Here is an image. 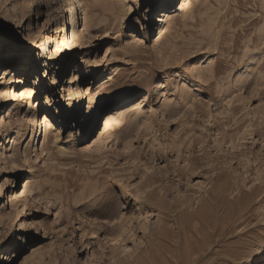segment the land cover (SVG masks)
Masks as SVG:
<instances>
[{
    "label": "rangeland",
    "instance_id": "obj_1",
    "mask_svg": "<svg viewBox=\"0 0 264 264\" xmlns=\"http://www.w3.org/2000/svg\"><path fill=\"white\" fill-rule=\"evenodd\" d=\"M115 1L0 0V264H264V0Z\"/></svg>",
    "mask_w": 264,
    "mask_h": 264
},
{
    "label": "bare ground",
    "instance_id": "obj_2",
    "mask_svg": "<svg viewBox=\"0 0 264 264\" xmlns=\"http://www.w3.org/2000/svg\"><path fill=\"white\" fill-rule=\"evenodd\" d=\"M86 1V0H85ZM84 0H76V2L79 3V8L81 9V15L79 17V13H77V9L76 7L74 6L73 2H71V0H64L65 4H69L70 7L68 6V10H70V17H71V26H72V32H71V35H70V43L72 44V42H74L76 40V36H77V31H78V28H79V19H85L84 20V30L85 29H89V27L91 28V26H93L92 23H102V22H105L103 24V26H100L102 27L101 29H104L107 33V31H109L108 29L111 28V29H114L115 26L112 25L113 21L116 20V16H115V6H114V3H113V0H110V3L108 5H103V6H100L99 2H97V0H92L90 3L91 4H87L85 3ZM100 1V0H99ZM117 1V0H116ZM115 1V2H116ZM123 1V0H122ZM169 3H168V7L162 11H160V17L158 18V21H160V25H159V31H164L166 29V24H167V21L171 20V18L173 17L172 13L174 12V10L172 9L173 7H171L170 5L172 4V2H175V0H168ZM149 14L151 15L152 12H149ZM123 18V17H122ZM134 34H136V32H134ZM135 37L137 36H133L132 37V40L135 39ZM76 42V41H75ZM74 42V43H75ZM263 46H264V43H262ZM260 42L257 43V45L255 46V48H260ZM262 46V47H263ZM261 47V48H262ZM264 50V49H263ZM254 55V54H253ZM252 55V56H253ZM251 56V55H250ZM262 59V58H261ZM262 61V60H261ZM257 62V61H256ZM0 63H1V59H0ZM8 63V62H7ZM25 63V61L23 60H13L11 61L9 64H7V69H6V72L7 71H16V70H19L21 69ZM31 64L33 63L31 60H29L28 64ZM77 64V63H76ZM76 64H74V66H76ZM256 64V63H255ZM66 65H62L61 67L62 68H65ZM211 67V66H210ZM213 67V66H212ZM30 69V67H27L26 71L28 72V70ZM216 70V69H215ZM78 71V68H75V73L73 74L74 76L72 77L71 81L69 83H71L74 78H75V74L77 73ZM213 72H214V68H213ZM252 72H253V68H252ZM251 72V73H252ZM92 74L95 75V72L92 71ZM250 74V73H249ZM240 77V76H239ZM244 77V76H243ZM247 79H246V78ZM245 81L247 80V82H249V78L247 76H245ZM79 78V74L76 75V78L77 79ZM96 78V77H95ZM10 79H11V76H10ZM251 79V78H250ZM253 79V78H252ZM257 80V79H256ZM244 81V82H245ZM254 81V80H253ZM252 81V82H253ZM244 82L242 84H244ZM255 82V81H254ZM77 84V83H76ZM246 84V83H245ZM249 85L251 83H248ZM253 85V84H252ZM70 87V86H68ZM88 89H90V86H87ZM71 89V87H70ZM87 89V91H88ZM47 97V96H46ZM134 99L133 98H129L126 100V105H124L123 107H121V105L119 106H116L114 108H111L109 111H108V115L106 116V122H105V126L108 127V126H111V120H117L118 118L120 117H127L130 112H126V107L131 104V102L133 101ZM61 103V102H59ZM8 105V102L6 103ZM31 105V103H29ZM75 106V107H74ZM80 107H81V97L79 96V99L76 100L73 104V108H72V113L70 114V111L68 110L67 112H64V115L66 113H69L68 116L72 117L74 121H77V118L79 117V115L81 114V110H80ZM10 108V105L6 108V110H8ZM129 109V108H128ZM9 111H11L9 109ZM97 111V110H95ZM94 111V113H95ZM125 111V112H124ZM66 117V116H65ZM64 117V118H65ZM50 118H53L55 119V121H58V122H64V118H63V112H59L57 109H55L53 107L52 104H50L48 106V108H46V113L44 115V123H45V137L48 136V134L50 133L49 131V128H48V125L50 124ZM97 121V117H92L90 119V122L89 124L87 125V134H90L91 131H93V128L95 127V122ZM84 131V127L81 129V133ZM183 155V154H182ZM192 159V158H191ZM189 161H190V158H189ZM191 165V164H190ZM29 188L25 187L24 190H23V193L28 191ZM27 236H25L24 238V248L28 247L27 246ZM15 247V244L13 245ZM34 251V250H33ZM32 251V252H33ZM31 252V253H32ZM33 256V254H32ZM37 257L34 255L33 256V259H36Z\"/></svg>",
    "mask_w": 264,
    "mask_h": 264
}]
</instances>
